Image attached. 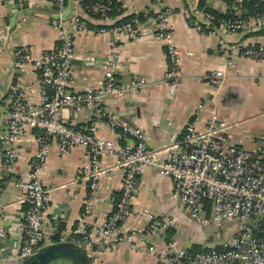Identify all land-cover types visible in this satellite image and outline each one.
<instances>
[{"label":"built area","instance_id":"1","mask_svg":"<svg viewBox=\"0 0 264 264\" xmlns=\"http://www.w3.org/2000/svg\"><path fill=\"white\" fill-rule=\"evenodd\" d=\"M21 1V0H20ZM57 14H62L67 0H48ZM121 3L127 0H118ZM248 3L249 0H235ZM159 8L144 13L143 21L135 19L108 26L91 27L78 10L65 19H54L58 29L56 45L41 56L34 57L30 48L19 46L14 50L16 66L23 68L33 63L39 71L40 101L29 96L36 93L33 86L16 82L9 87V99L0 115V140L2 160L0 172V197L2 182L12 173L17 160V143L28 132L37 131L38 149L28 164V179L21 183L28 204L21 216L25 221L26 238L18 249L20 256H30L48 241L45 235V215L49 206V190L44 185L42 172L48 161L52 138L59 139L62 154L76 145L87 149L89 160L80 170L86 180L88 193L84 200L83 215L94 206L95 193L102 174L108 171L102 165V157L115 156V165L122 170L121 195L114 210L103 221L87 224L80 218L73 228L57 224L56 242L73 240L95 264L104 252L126 245L134 253L149 252L159 264H264V133L253 137L254 147L247 148L233 142L228 136L229 123L212 113L206 126L200 129L189 122L182 138L168 145L160 158L148 145L143 127L131 125L107 106L108 100L123 101L137 95L154 84L148 76H135L124 85L117 83L115 74L118 63L112 55L103 62L104 77L97 84L84 90H75L73 58L76 37L87 31L111 33L114 44L122 37L139 42L146 34L145 27L154 31L163 42L170 59L169 69L160 79L170 83L173 90L179 83L182 57L181 47L174 41V31L169 18L176 12L175 6L166 0H154ZM79 3V0H78ZM253 10L244 9L230 16L219 17L207 8L181 7L188 23L197 31L238 32L264 25V0H254ZM112 8V0H97L88 6L100 13L103 19ZM242 57L264 61V44H251L241 48ZM232 66L231 62H228ZM206 77L221 88L228 74L214 68ZM89 110L91 119L87 125L76 120ZM102 119L119 131L121 139L103 138L98 129ZM173 178L175 191L191 219L201 226L221 227L222 221L235 222L232 237H222L216 244L193 251L183 246L177 237L178 220L171 218L158 223L154 214L147 212L149 221L144 231L157 234L163 245L139 236L142 230L125 227L124 222L133 210L139 183V174L146 167ZM206 202L210 212L207 214ZM11 233L0 228V240Z\"/></svg>","mask_w":264,"mask_h":264},{"label":"crops","instance_id":"2","mask_svg":"<svg viewBox=\"0 0 264 264\" xmlns=\"http://www.w3.org/2000/svg\"><path fill=\"white\" fill-rule=\"evenodd\" d=\"M200 1L166 0L177 9L169 18V24L174 31V41L182 49L180 79L173 90L170 83L160 80L169 69L168 49L155 37L149 26H144L146 34L137 43L122 37L113 45L111 33L100 34L93 30L81 33L75 39L72 61V87L75 90L97 85L103 79L102 64L109 55L118 63L115 74L118 84H127L138 75L155 80L154 84L123 101L108 100L107 106L131 125L143 127L148 145L160 158L164 157V150L168 145L182 138L187 123L191 122L203 129L212 113L227 120L228 137L244 147L253 148L252 138L264 133V61L241 55V48L244 46L264 44V25L238 32H199L188 23L180 9L201 8ZM158 8L159 4L154 0H127L114 17H89L88 23L91 27L108 26L125 16H137ZM202 8L214 9L219 13L250 10L248 3L235 1L229 4L226 0H205ZM73 10L79 11L78 0H73ZM18 11L22 13L17 16L16 24L9 32L12 17ZM55 14L56 10L48 0H0V115L4 113L9 99V87L16 82L33 86L36 93L30 95L29 99L36 102L41 100L39 71L33 63L26 64L23 68L16 66L14 50L19 46H27L34 57H39L53 48L58 38V29L53 23ZM214 68L224 69L228 74L221 88L206 77ZM90 119L89 110H85L76 122L87 125ZM1 128L0 126V130ZM98 134L103 138L126 141L121 139L119 131L111 128L105 119L100 122ZM38 145L37 131L20 137L12 173L1 183L0 228L7 227L11 233L5 240H0V264H26L29 257L18 254L27 234L21 214L28 204L21 183L28 179V164ZM2 147L0 140V172ZM88 160L85 147L76 145L62 154L59 139L52 138L49 158L42 172L44 185L50 196L45 215L46 245L56 242L57 224L73 228L82 217L87 224L101 222L111 214L120 198L122 170L115 165V156L106 153L102 157V165L108 171L101 176L92 210L83 215L88 187L80 170ZM139 177L134 207L124 222L125 227L135 226L142 230L138 233L139 236L163 245L164 240L157 234L144 231L149 221L146 213L150 212L158 223L177 218L176 233L183 246L216 244L222 238L213 225L201 226L189 217L181 197L175 191L172 177L158 173L151 166L144 167ZM64 243L78 247L73 240ZM88 261L92 264L90 259ZM95 262L159 264L154 254L134 253L126 245L102 253ZM48 264L81 262L63 256Z\"/></svg>","mask_w":264,"mask_h":264},{"label":"water","instance_id":"3","mask_svg":"<svg viewBox=\"0 0 264 264\" xmlns=\"http://www.w3.org/2000/svg\"><path fill=\"white\" fill-rule=\"evenodd\" d=\"M73 11V0H67V5L62 14H55V19L65 20ZM22 11L16 12L11 20L9 32H11L16 24V19ZM71 257L75 260H79L81 264H90L88 257L76 249L71 243L54 242L52 244L44 246L40 250H34V253L26 259V264H48L51 260L57 257Z\"/></svg>","mask_w":264,"mask_h":264},{"label":"trees","instance_id":"4","mask_svg":"<svg viewBox=\"0 0 264 264\" xmlns=\"http://www.w3.org/2000/svg\"><path fill=\"white\" fill-rule=\"evenodd\" d=\"M97 0H79V12L81 14V16L89 21V17H96V18H100V19H103L101 14L100 13H96V12H93L92 10L88 9V6L91 5L93 2H95ZM229 4L231 3H234L235 0H226ZM253 4H254V0H249L248 2V6L250 8V10H253ZM121 6H122V3L118 0H112V8L111 10H109L107 12V17H114L116 14H117V11H120L121 10ZM205 6V0H201L200 1V4H199V7H204ZM211 11H213L214 13H216L219 17H225V16H230L232 15L233 13L231 12H227V13H219L217 11H215L214 9H210ZM135 19H138L140 21H143L144 19V13L143 14H139L137 16H133V15H130V16H125L123 17L122 19H119L115 22H113L112 24H119V23H123V22H127V21H133ZM111 24V25H112ZM110 25V24H109ZM100 26V25H99ZM206 211H207V214H209L210 212V205H209V202H206ZM56 239H57V236H56ZM55 239V240H56ZM191 250L193 251H198V250H202L204 249V246H201V245H198V244H194L192 245L191 247ZM78 251H80L81 253H84L81 249H79L78 247L76 248ZM85 254V253H84ZM86 255V254H85ZM89 260V258H88Z\"/></svg>","mask_w":264,"mask_h":264},{"label":"rangeland","instance_id":"5","mask_svg":"<svg viewBox=\"0 0 264 264\" xmlns=\"http://www.w3.org/2000/svg\"><path fill=\"white\" fill-rule=\"evenodd\" d=\"M213 228H217V233L220 234L221 237H232L236 226L233 220L226 219L222 221L221 227L213 226Z\"/></svg>","mask_w":264,"mask_h":264}]
</instances>
